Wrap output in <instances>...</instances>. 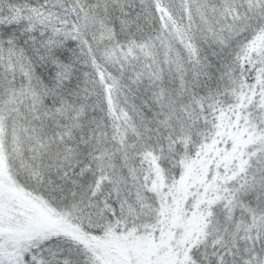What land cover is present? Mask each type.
<instances>
[{
	"label": "snow or ice",
	"instance_id": "snow-or-ice-1",
	"mask_svg": "<svg viewBox=\"0 0 264 264\" xmlns=\"http://www.w3.org/2000/svg\"><path fill=\"white\" fill-rule=\"evenodd\" d=\"M0 264H264V0H0Z\"/></svg>",
	"mask_w": 264,
	"mask_h": 264
}]
</instances>
